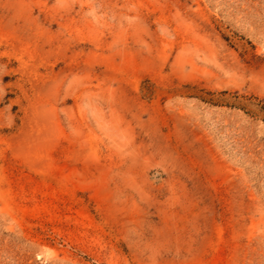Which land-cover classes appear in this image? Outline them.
I'll return each mask as SVG.
<instances>
[{
	"label": "rangeland",
	"instance_id": "rangeland-1",
	"mask_svg": "<svg viewBox=\"0 0 264 264\" xmlns=\"http://www.w3.org/2000/svg\"><path fill=\"white\" fill-rule=\"evenodd\" d=\"M0 264H264V0H0Z\"/></svg>",
	"mask_w": 264,
	"mask_h": 264
}]
</instances>
